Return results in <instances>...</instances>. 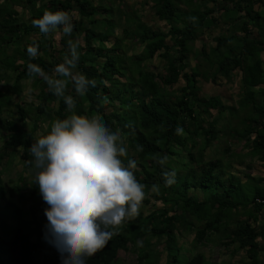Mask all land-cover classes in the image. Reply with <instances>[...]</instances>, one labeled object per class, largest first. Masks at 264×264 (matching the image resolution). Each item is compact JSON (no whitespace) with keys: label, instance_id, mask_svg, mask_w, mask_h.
<instances>
[{"label":"trees","instance_id":"obj_1","mask_svg":"<svg viewBox=\"0 0 264 264\" xmlns=\"http://www.w3.org/2000/svg\"><path fill=\"white\" fill-rule=\"evenodd\" d=\"M147 1L153 3L151 8L158 20L169 27L166 32L151 30L138 17L131 18L132 27L123 28L122 35L132 34V43L141 46L142 53L127 56L122 48L124 38L115 36L114 24L102 17L96 20L99 10L93 1L0 0V75L9 78L10 71L13 80L4 92L0 91V201L7 194L10 198L9 205L0 210V264H61L56 248L51 260L40 256L52 246L44 238L48 223L44 210L48 205L34 183L28 149L38 137L47 134L54 120L72 113L63 99L49 91L42 78L28 76L27 64H37L52 74L69 53L68 40L77 37L82 41L77 71L95 79L96 87H89L84 96H78L73 85H67L66 95L76 101L73 111L81 116L99 115L113 131L119 130L128 151L124 162L136 160L134 175L146 186L139 216L125 223L119 234L86 264H117L118 252L127 250L138 254L134 264H206L202 253L192 254L178 245V238L184 233L192 234L194 250L211 241L209 237L218 241L224 238L244 251L249 264H259V257L264 254V177H248L255 184L248 190L250 183L243 185L228 172L226 161L217 155L207 158L205 150L221 138L227 139L229 131L232 138L244 141L243 145L264 166V67L260 59L264 52V0H206L212 7L203 3L191 15L178 13L179 0ZM21 10L29 14L26 21ZM45 10L75 11L78 15L73 21L72 36L58 39V51H51L55 40H47L42 34L27 38L37 31L32 21ZM104 11L107 8L100 12ZM190 17L197 19L191 21ZM214 28L220 29L215 46L208 52L203 50L191 72H185V61L197 34ZM167 38L173 40L174 49L166 44ZM34 41L39 45V54L30 60L27 47ZM155 57L163 62L161 74L145 67ZM237 71L239 100L228 123L244 117L234 129H218L226 108L217 96H199L197 84L209 77L213 82L217 77L231 80ZM180 78L184 85L176 96L173 89ZM27 80L34 82L30 89L37 94L34 104L24 109L18 104V95L22 92L20 84ZM5 107H12L18 120L3 118ZM211 111L218 116L213 117ZM177 125L183 128L184 135L176 134ZM138 146L143 150L138 151ZM164 155L169 159L162 168L157 157ZM16 156L29 175L18 174L6 191L1 180L2 165L11 166V159ZM173 164L183 167L184 173L174 170ZM164 170L176 173L175 183L169 187L164 183ZM153 185L158 192L152 190ZM196 191L201 197L194 196ZM158 202L162 208L155 206ZM25 203L28 206L24 215L20 209ZM240 211L245 214L236 220ZM5 214L19 216L18 222L9 226L2 219ZM192 220L204 224L194 228Z\"/></svg>","mask_w":264,"mask_h":264},{"label":"clouds","instance_id":"obj_2","mask_svg":"<svg viewBox=\"0 0 264 264\" xmlns=\"http://www.w3.org/2000/svg\"><path fill=\"white\" fill-rule=\"evenodd\" d=\"M32 25L45 38L58 34L71 37L74 29L72 16L64 10H45ZM68 48V55L52 74L37 64H27L28 76L42 78L49 91L63 99L72 113L54 120L47 134L32 143L28 149L32 159L28 162L34 183L48 205L44 210L48 221L45 240L60 253L61 264H86L119 234L125 223L139 216L146 186L134 175L136 160L124 162L128 151L119 130L113 131L99 115L74 113L76 101L66 95L67 85L71 83L76 94L84 96L89 87H96V81L77 71L79 40L69 39ZM27 53L30 60L35 59L39 45L34 41ZM175 132L184 135L180 125ZM137 150L142 151V146ZM168 159L164 155L157 157V162L163 168ZM162 176L166 187L175 183L174 170H164ZM152 190L158 192V187L153 185Z\"/></svg>","mask_w":264,"mask_h":264},{"label":"rangeland","instance_id":"obj_3","mask_svg":"<svg viewBox=\"0 0 264 264\" xmlns=\"http://www.w3.org/2000/svg\"><path fill=\"white\" fill-rule=\"evenodd\" d=\"M94 2V6L98 8V14L95 17L96 20H100L101 17L105 20H110L111 23L114 24V34L116 37H123V49L127 56L131 55H138L141 54L142 48L136 43H132L131 37L132 34L128 35H122L123 28H126L127 25L129 27H132L130 24V21H132L131 18L134 20L136 17L142 21L148 28L151 30H160L162 32H166L168 29V24L166 22H161L158 20L156 15L154 14L152 10V2L147 0H90ZM206 0H194V1H186V0H179L177 2V10L178 13L184 14L185 12L189 15H191V11L196 10L199 8L203 3H206ZM15 4V2H14ZM200 5V6H199ZM206 7L211 8L212 3L208 2L206 3ZM16 9H20L18 7H15ZM103 8H107V11L104 13L100 12L103 10ZM254 8H260L259 6L255 5ZM22 12V19L26 21L29 17V14L27 11L21 10ZM70 15L73 18V21L78 16L77 13L71 12ZM102 28V24L99 26ZM36 32H32L30 37L27 38H39L40 32L39 29L36 28ZM220 33L219 28H214L212 30H204L202 33H198L195 41L192 44L190 57L185 61L187 63L186 68L184 69L185 72H191V69L194 68V66L199 62L198 57L202 56L201 52L203 50L209 51L210 48L215 46V37H217ZM63 35H51L45 39H52L53 41L51 51H58L61 47L57 44L58 39ZM77 39L79 40L80 45H82V41L80 37ZM57 40V41H56ZM113 40V39H110ZM166 44L169 45L172 49L175 48V45L173 43V40L170 38H167L165 40ZM11 50L8 51V56L11 55ZM49 60H52L48 56ZM260 59L263 62L264 67V52L260 54ZM62 63V62H61ZM146 69L148 71L155 73V74H161L163 71V62L160 57H155L153 60H149L145 63ZM206 67V65H204ZM204 69V68H202ZM0 70L1 66H0ZM3 72V71H0ZM213 70L211 71V73ZM9 78H3V76L0 75V91L4 92L7 87L13 84L12 80V73L10 71H7ZM34 82L31 80L23 81L20 86L22 88V92H20V95H18V104L22 108H28L30 104H34L33 102L36 101L35 95L37 94V91H32L30 88L33 86ZM240 75L238 71L233 75L231 80H225L224 78L217 77V80L215 82L210 80V77L208 80L203 81L199 80L197 87H198V95L202 98H208V97H214L217 96L222 100L223 107L226 108L223 109L224 112H222V120L218 123V129L222 128L223 126H229L230 129H234L236 126L241 125V119L244 117L243 115L240 116V119H232L230 120L229 117L232 116V110L234 111L235 104L239 100V86H240ZM184 85V81L182 78H180L179 83H177L174 86L173 94L178 96L180 88ZM68 90V89H67ZM107 112H111L110 107H106L105 109ZM212 116L216 117L217 112L211 111ZM3 118L8 117L12 120H18V115L16 114V111L12 107H5L2 111ZM44 129L43 127H41ZM232 132V130H231ZM226 138H221L220 142H215V144L210 146L208 149L205 150V155L207 158H209L211 155H217V157L222 158V160L226 161L229 164V170L232 175L239 178L243 185H245L247 182L251 185L248 186V190L252 188V185H255L253 181H249L248 177H252L254 179L257 178H263L264 177V166L260 165L257 162V159L251 155V153L248 151V149L245 147L244 141L240 142L237 141L235 138L231 137V133L228 131V135ZM229 149L230 152L227 154L224 152V150ZM195 151H198L195 149ZM11 166H6L5 164L2 165L1 173V180L3 184V188L8 191L10 187H12L13 183L16 182L18 174L21 172L25 177L29 175L27 171H24L22 166L19 163L18 156L11 159ZM173 169L176 171H179V173H184L183 167L180 169L179 165L176 168V165H172ZM1 168V167H0ZM179 168V169H178ZM29 179V178H28ZM245 182V183H244ZM263 186V185H262ZM262 188V187H260ZM26 190H29V187L26 188ZM245 195V194H243ZM249 196L250 194H246L245 196ZM7 194L6 199L4 201H0V210L7 207L9 205L10 198ZM194 196L201 197V193L196 191L194 193ZM12 202V200H11ZM25 202V201H23ZM258 202V201H257ZM15 206L18 207V204ZM28 203H25L21 206V211L25 212L27 211ZM156 207H160L161 203L158 202L155 203ZM169 207V205L167 206ZM145 208H142L144 210ZM148 209V207H147ZM264 212V210H263ZM242 211L239 212L238 218L242 219L243 215ZM17 216V215H16ZM19 217V216H17ZM12 215L5 214L2 218L3 221L5 220L7 224L10 226V224H15L18 222V218ZM192 223L194 225V228L203 226L204 222H196L195 220H192ZM10 230V229H9ZM194 232V230L192 231ZM208 243H204L201 246L197 248V250L193 248V238L192 234H183L178 238V245L185 248V250H188L192 252V254H195L197 252L202 253L205 256L206 264H246V257L244 251L237 250V244L229 243L227 239H222L219 241L215 239L213 236L209 237ZM160 248V247H159ZM54 251L55 247L50 246L48 250H46L44 253H42L40 256L42 258L48 257L49 260H51L54 257ZM138 254L136 251L127 250V251H119L118 252V263L117 264H134L136 262ZM262 256V255H261ZM264 261V257L262 258V262ZM264 264V263H263Z\"/></svg>","mask_w":264,"mask_h":264},{"label":"crops","instance_id":"obj_4","mask_svg":"<svg viewBox=\"0 0 264 264\" xmlns=\"http://www.w3.org/2000/svg\"><path fill=\"white\" fill-rule=\"evenodd\" d=\"M264 257V254H262V256L259 257V264H263L264 261L262 262V258ZM246 264H249L248 261H246Z\"/></svg>","mask_w":264,"mask_h":264},{"label":"built area","instance_id":"obj_5","mask_svg":"<svg viewBox=\"0 0 264 264\" xmlns=\"http://www.w3.org/2000/svg\"><path fill=\"white\" fill-rule=\"evenodd\" d=\"M258 202H260L259 200H257Z\"/></svg>","mask_w":264,"mask_h":264}]
</instances>
